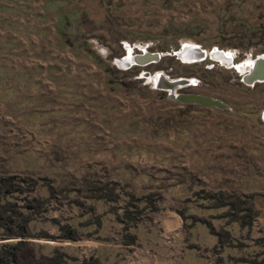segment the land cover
Returning a JSON list of instances; mask_svg holds the SVG:
<instances>
[{"label": "rangeland", "instance_id": "1", "mask_svg": "<svg viewBox=\"0 0 264 264\" xmlns=\"http://www.w3.org/2000/svg\"><path fill=\"white\" fill-rule=\"evenodd\" d=\"M43 4L31 0L15 14L16 31L27 28L29 51L23 56L17 43L10 58L12 69H32L39 85L33 101L24 104V93L0 98V190L3 181L11 190L0 203V264H14V247L26 246L48 264H59L63 255L71 259L74 240L87 234L95 171L115 168L130 177L112 179L106 194L137 215L143 200L166 198L143 190L142 180L151 179L134 175L176 174L187 189L179 194L181 214L218 239L204 248L207 264H264L263 236L257 235L264 232V81L249 84L248 72L237 68L264 57V0L68 2L64 10L79 7L81 15L71 16L65 30L88 43L83 52L93 59L45 51L38 30L44 24L52 31L54 20H46ZM20 37L15 34L17 42ZM187 46L204 57L182 59L178 54ZM145 53L157 59H133ZM158 72L191 82L178 93L204 95L225 107L170 98L149 81ZM101 150L108 159L95 163L91 155ZM247 171L257 177L255 206L240 198V176ZM235 219L253 223L254 232L235 230Z\"/></svg>", "mask_w": 264, "mask_h": 264}, {"label": "crops", "instance_id": "2", "mask_svg": "<svg viewBox=\"0 0 264 264\" xmlns=\"http://www.w3.org/2000/svg\"><path fill=\"white\" fill-rule=\"evenodd\" d=\"M30 1L0 0V93L3 94L0 98L9 99L22 96L24 93L23 102L28 105L33 101L31 93L39 87L38 81L34 77L31 78V68L29 71L18 67V69H12L10 58L18 50L16 49L17 43L19 46L21 44L23 56L28 50L24 43L28 35L27 28L25 26L22 31H16L15 14L25 8ZM42 1L46 20L48 17L54 20L52 31L44 27V24H41L38 30L44 38L45 51L50 49L83 52L89 49L88 43L73 39L65 30L71 16L80 17L81 15L79 7L64 10L67 3L81 0ZM52 7L55 9L52 10ZM16 33L21 35V40H19L23 44L15 39ZM49 37L51 41L48 40ZM83 53L92 58L91 52ZM58 89L70 90L64 85H58ZM25 92H28L27 96ZM105 152L106 150L98 151L91 157L94 158L95 163H104L108 159ZM112 159L119 158L116 156ZM166 161L173 162L169 158ZM80 170L82 171V168ZM95 172V178L98 181L95 182L94 187L89 188L91 194L87 199L91 209L86 237L75 239L77 245L72 247L71 259L63 255L59 264H207L208 253L204 252V248L217 245L218 239L205 226L193 225L187 217L181 214L179 194L181 191L186 192L187 189L181 182L176 181L175 173L169 171L166 177H163L161 171L155 173L144 171L134 175L135 179H151L148 183L142 180L143 190L148 193L164 194L166 198V200L159 199L152 202L143 200L136 205V208L140 209L137 215L129 211L132 208L128 206L123 208L120 203L113 201L106 194L107 190H110L109 187L113 185L111 180L117 178L119 180L117 182L120 183V180L128 179L130 177L128 171L115 168ZM240 178L242 187L240 198L254 203L255 206L257 195L254 193L255 185L252 182L256 180V175L254 172L247 171ZM115 189L113 187V192H119ZM260 192L264 196V189ZM253 226V223L250 224L248 221L235 219V230L245 229L252 234ZM257 235L263 236L264 241V232L263 235L260 233ZM261 256H264V252ZM45 258H50V256H45Z\"/></svg>", "mask_w": 264, "mask_h": 264}, {"label": "water", "instance_id": "3", "mask_svg": "<svg viewBox=\"0 0 264 264\" xmlns=\"http://www.w3.org/2000/svg\"><path fill=\"white\" fill-rule=\"evenodd\" d=\"M202 52L203 51L197 47L187 46V47H183L178 55L182 59L189 61V60H193L194 58L204 57ZM133 59H135L136 62L141 64L153 59H157V55H150L148 53H145V55ZM252 63H253L252 67L246 69L248 73L244 76V80L249 84L255 81H264V57H259L254 61H252ZM145 75L148 76L147 73ZM153 76H154L152 82L153 88L166 91L170 98L175 99L180 103L196 104L204 107H216L219 109H223L225 107V105L220 101L204 95L178 93L177 90L179 88L191 83L186 79L171 80L161 72L155 73ZM175 92L176 94H173ZM260 121L264 123V110L260 113Z\"/></svg>", "mask_w": 264, "mask_h": 264}, {"label": "trees", "instance_id": "4", "mask_svg": "<svg viewBox=\"0 0 264 264\" xmlns=\"http://www.w3.org/2000/svg\"><path fill=\"white\" fill-rule=\"evenodd\" d=\"M151 125V122H149ZM261 125H264V123H260ZM167 132V129L165 133ZM4 189L0 190V203L3 198H6V195L11 193V190H8V187L6 186L5 181H3ZM3 186V185H2ZM15 248V253L12 254V260L14 264H48V261L45 259H40V260H35V254H34V249L31 246H26L24 250L20 248Z\"/></svg>", "mask_w": 264, "mask_h": 264}, {"label": "bare ground", "instance_id": "5", "mask_svg": "<svg viewBox=\"0 0 264 264\" xmlns=\"http://www.w3.org/2000/svg\"><path fill=\"white\" fill-rule=\"evenodd\" d=\"M188 47H191V46H188ZM194 52H196V51H194ZM200 53V52H199ZM202 54L203 55H205V52H202ZM222 54V53H221ZM223 55V57L225 56V54H222ZM126 60H131L130 58H128V59H126ZM225 61H230V58H227V60H225ZM252 62L251 61H247V62H245V63H243V64H240L239 66H237V68L239 69V70H241V71H244V70H246V69H248V68H251L252 67ZM153 79H154V76L152 75V76H150V78H149V81L152 83L153 82ZM173 94H176V92L175 93H173Z\"/></svg>", "mask_w": 264, "mask_h": 264}, {"label": "flooded vegetation", "instance_id": "6", "mask_svg": "<svg viewBox=\"0 0 264 264\" xmlns=\"http://www.w3.org/2000/svg\"><path fill=\"white\" fill-rule=\"evenodd\" d=\"M217 56L220 57V58H222L223 61L227 60V58H230V57L227 56L226 54H225V56L223 57V55H222L221 53H217Z\"/></svg>", "mask_w": 264, "mask_h": 264}]
</instances>
